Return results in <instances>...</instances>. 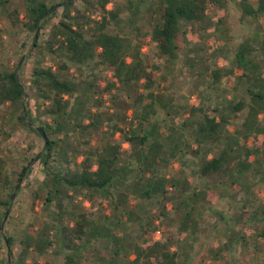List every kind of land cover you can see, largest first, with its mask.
Masks as SVG:
<instances>
[{
	"label": "trees",
	"instance_id": "16d2710c",
	"mask_svg": "<svg viewBox=\"0 0 264 264\" xmlns=\"http://www.w3.org/2000/svg\"><path fill=\"white\" fill-rule=\"evenodd\" d=\"M12 1L14 0H0V44L6 34V29L1 25V18L4 10L8 9L7 5ZM63 1L26 0V8L23 14L18 8H14L7 12V16L11 18L13 26L16 25L17 21L24 18L25 27L29 31H35L37 37L40 34L39 31L43 29L52 15L47 14V12L54 5ZM76 1L71 0L57 8L62 13V18L55 23L51 31L49 42L52 44L50 46L52 51L55 52L56 47L61 48L66 52L71 64L77 67L93 62L111 66L114 77L122 84L130 87L129 97L136 100L138 104L148 100V103L144 105L146 107L150 102L153 104L156 100H162L163 94L156 90V86L159 88V84H156L159 78L157 77L159 67L156 65L150 69L145 65L141 52L142 41L134 43L127 34L108 30V26L113 20L121 19L123 8L114 0H95L102 16L100 19H94L90 15L84 16L86 20H83L84 17H82L84 23L91 25L90 30H85L83 25H75L77 17L73 14V7ZM230 1L237 3L244 18L264 14V0H258L257 6L253 5L250 0H161L163 5L162 21L150 31L161 54L166 56L170 62L179 60L181 52L187 48V40L185 39L187 32L182 30L184 20L199 23L211 18L213 13L218 12L216 28L221 35L227 36L231 27L227 24L228 15L224 11ZM111 2L114 5L109 9L107 6ZM132 5L133 2L131 1L128 6L129 9L135 15L138 14L139 11L134 9ZM132 22L131 24H133ZM39 27L40 30L38 31ZM136 27L139 28V26H135V29ZM137 30L143 35L140 29ZM33 45L38 46L36 39ZM248 51L250 50L240 48L236 54L235 63L236 68L243 70L240 77H248L247 93L250 96V101L241 100L233 108L237 112L247 108V115L241 124L242 134L246 142L251 139L254 145L252 149L246 147V158L252 153L258 155L264 152V125H261L262 119L264 120V70L261 69L260 62L254 59ZM128 58L131 60L129 61ZM19 61L15 68H12L0 60V106L8 102L19 104L23 108L26 101L28 109L20 116L25 121V116L29 118L31 112L39 115L41 107L37 106L35 109L24 83L20 81ZM191 66L194 67L193 64ZM66 67H69V64L66 63ZM233 71L234 69L231 70V72ZM32 73L34 74L33 81L39 92L46 100L50 101L51 108L49 111L55 116L53 129L56 132H63L64 127L72 126L69 125L70 121L66 122V119L70 112L71 98L80 91L82 82L77 81L74 76L72 78L62 74L59 70L54 69L53 65L40 64V66H34ZM227 73L226 70L219 68L212 71L213 82L217 84ZM109 86H115V81L110 82ZM141 87H145L146 90L142 91ZM260 114L263 115L261 119L259 118ZM88 125L82 123V125L75 126L86 128ZM218 126L219 123L215 118L205 116V122L201 121L199 124V133L200 135L203 133L213 135ZM40 127L47 134V129H50L52 124L48 122ZM71 130L73 132V129ZM133 130V128L128 130V133H133ZM36 132L40 135L37 128ZM125 137L128 141L139 145L134 149L138 157L136 167L132 166L131 161L120 164L121 156L117 152V154L108 155V151L105 153V151H99L98 148H95V150H84L82 168L78 165V167L68 169L66 172H62L58 169L59 167L50 163L51 160L57 163L59 159L54 157L55 153L64 150L59 138L58 140L49 138L48 145L37 161L38 164L43 159L46 176L39 181L38 187L34 190L32 209L35 210L38 205L40 210L47 211L50 216L43 220V223L37 228L34 221L30 222L23 234L19 236L21 245L19 258L10 261L8 256L4 257L0 253V264H28L27 257L32 253L39 256L51 254L54 263L49 262L48 264H60V262L61 264H89L87 260L85 261V258L88 257V250L91 254H96V262L99 264H191V254L196 243L192 240L185 242L186 246L182 247V242L159 239L152 244H147V239H145L142 241V245L136 243L135 247L132 248L130 241L125 240L126 234L113 231V229L121 231L124 227L123 220H130L135 216L133 209L127 207L128 203L132 206L129 193L115 192L119 182L124 179V183H128L129 176L132 173L136 174L139 182H143V180L148 182L149 188L140 192V195L144 197H150L153 194H165L167 185L172 182L160 174L159 165L164 159L162 158L163 160L160 162L158 160L160 159L158 158L159 151L155 150L157 141L148 143L149 134L147 133L140 134L137 137L138 140L135 141L133 139L136 136L130 137L127 134ZM72 139L75 141V138ZM74 143L77 145L75 148L80 144L77 141ZM84 143L86 144L87 141ZM108 145H104V150L108 149ZM143 145L148 147V151L142 148ZM116 146L119 147L118 144ZM236 156L229 149L223 150L204 162L199 168V174L209 176L225 173L229 175L230 179H233V165ZM242 161V166L237 172L239 175H243L248 168L243 159ZM30 162L25 164L20 171L15 172L12 161L0 155V249L1 245L6 243L10 250V257L13 256L17 236H5L3 220L23 172L27 170L29 175L34 168V166L31 169L27 168ZM128 184L132 185V183ZM172 185L174 186L175 183L172 182ZM215 190L207 188L193 191L189 198L187 212L184 215L185 231L187 228H192L193 233L197 234L200 223L197 216L207 213V210L214 212V215H218L219 218L210 224L212 229H217L221 224L228 227V230L224 231L226 236L224 242H219L218 246H209V255L212 261L218 263L223 261L229 264L233 262L232 255L239 246L242 245L245 249L249 248L246 241L247 232L244 229L253 223L256 225V242H253L255 248L251 255L258 258L259 250L264 248V207H258L253 212L250 210L236 212L230 216L224 209L211 206L213 198L219 194ZM78 193L84 195L96 209L101 207L104 201L109 202L114 207V213L108 215L101 212L97 217H94V213H92L94 211L77 212L74 203ZM53 206L55 209H52ZM241 239H243L242 242H240ZM132 254L135 255L134 258H131ZM251 264L255 263L252 262Z\"/></svg>",
	"mask_w": 264,
	"mask_h": 264
},
{
	"label": "rangeland",
	"instance_id": "374dc122",
	"mask_svg": "<svg viewBox=\"0 0 264 264\" xmlns=\"http://www.w3.org/2000/svg\"><path fill=\"white\" fill-rule=\"evenodd\" d=\"M131 1L133 2L132 7L138 10L139 15L142 16L140 19L138 16V22L133 24H131L132 20L130 21V19H128L132 15V12H130L128 8ZM114 2L122 7L123 11L121 13V19L118 21L113 20L108 26V30L110 32L127 34L133 39L134 43H140L142 41V46L145 47V49L141 52L145 65L150 69L156 65L159 67L157 75L159 78L156 81V84H159V88L156 86V90H159L161 94H163V98L162 100H157L153 104H149L145 107L144 105L148 103V100H145L144 103L138 104L136 100L130 98L129 100L126 95H120L121 89H117V94L111 99L113 102L110 105L113 109V112L111 113L106 111L102 112L101 110L110 109L104 101L107 100V98H110L111 90H116L115 88L110 89L108 88V85H106V79L110 77L113 70L104 64L96 65L94 62L89 65L81 66L79 69H74L76 66L71 64V61L66 55L61 54V48L56 47L57 50L55 52L52 51L50 47L52 44L49 41L55 23L59 22L62 18V13L59 10L56 9L57 11L55 10L50 13L52 15L47 21V24L44 25L43 29L39 31L40 34L37 36V39L35 31H29L25 27L24 18L17 21L16 25L13 26L11 18L7 16V12L14 8H18L23 14L26 8V0H14L7 5L8 9L4 10L1 18V25L6 29V34L0 44V60H3L6 64L15 68L20 59V81L24 83L29 99L33 102L35 109H37V106L41 107L39 115L31 112L29 118L28 116H25V122L20 116L28 109L26 101L24 102L25 104H23V108L20 107L19 104L8 102L0 106V155L12 161V167L15 172L20 171L22 167L31 161V159H33L38 153L43 152L45 141L44 138L36 132V128L41 125H46L48 122L52 124V127L47 129L48 138L56 140L59 138L62 149L64 150L63 152L60 151L57 153L59 160L55 163V166L59 167L58 169L62 172H66L68 169L74 168L75 165L74 161L71 163H65L63 161V158L66 156L73 160L71 154L73 153V145L75 144V141L72 139L73 136L67 135L68 131H63V133L60 134V132H56V130L53 129L55 127V116L49 111V108H51L50 101L44 98L33 81V68L34 66H40V64L54 66L55 64L58 65L60 62L65 61L69 64V67L63 69L57 67L56 70H59L62 74L69 75L72 78L74 76L77 81H79L80 75L83 77L88 73L93 74L94 70L91 69V67L96 66L94 72L97 73L98 78L95 82L93 81V75L87 77L89 79L92 78L90 80L83 79L82 82L84 85L80 88V93L71 98L70 112L67 116L66 122H72L77 133L80 128L86 132L85 127H75V125H82V123H85L86 119L92 118L94 127L100 128L104 121H106L107 125H111L118 120H122L125 117L124 111L128 108H132V110H134L133 119H141V122H143V125H141L140 128H137L136 130L134 129L133 133H128L130 137L136 136L133 139L134 141L138 140L137 137L142 131L149 134L148 143L151 144L153 141L160 142L161 137L158 134V122L156 116L158 118L167 117L163 123L166 121L165 124L167 126H173L170 130L171 138L174 139L175 143L178 142V151L181 148L186 150V146L187 148H190L192 143H196L194 141L195 135L191 134L192 129L179 123L186 116L187 109L193 110L192 105L196 103V112L193 114L194 119H203L204 113H214L215 108H219V106L220 108H228L231 104V102H221L223 98L232 93V91L226 92L224 90V88L227 87V80H223L220 85H213L212 71L218 66L231 67L234 65L237 46L242 41H246V43L248 41L250 42L251 40H247V37L253 36L256 30L262 33V30H260L259 27L260 24L264 26V17L260 18L258 21L251 20V17L242 18V11L237 6V3L230 1L224 13L228 15L227 24L231 29L225 37H222L224 35H221L216 28L218 25V12L212 14L214 17L211 18L212 20H208L205 23V27L197 22L192 23L184 20V29H189V27H191V38L188 40L186 34L185 39L187 40V48L181 52L180 58L177 62H170L166 56L161 54L156 45V41L152 38V33L150 32L152 28L150 26L155 25L161 15V0H114ZM113 5V2H111L110 7H113ZM221 13H223V11H221ZM73 14L77 17L75 19V25L79 26V24H81L84 26L85 30H90L91 25L84 23L83 20H86L84 16L90 15L94 19H100L102 16L95 0H77L73 7ZM82 17H84L83 20ZM135 25H138L139 28L136 27L135 29ZM137 29H140L143 35H141ZM35 39L38 41V46L33 45ZM262 58L263 57L261 56H254V59L256 60H261ZM192 64L194 67L191 66ZM72 69L74 70L72 71ZM161 76H163V78H160ZM234 83L239 85L236 92L237 96H239L241 95L242 86H245L247 81L243 78H236ZM141 90L143 91L146 89L145 87H141ZM234 101H237V98L234 99ZM176 115H178L177 118ZM246 115L247 108L238 113L239 124H242ZM261 125H264V122ZM90 129L92 128H88V131ZM239 137L241 138L242 143H244L245 140L242 136L240 135ZM99 139H93V143L100 145L101 141H99ZM199 142L202 143L201 141ZM104 144H109L107 147L108 149L104 150L101 146L96 148H98L99 151H105V153L108 151V155H112L113 153H118L119 156L122 155L119 159L120 164L126 163L127 161L130 163L131 161L132 166H137V161L133 158L132 160L126 157L124 152L121 154L119 143L109 141V143ZM117 144L119 147L116 146ZM87 145H89V143L85 144V146ZM253 145V141L249 140V147L251 149L253 148ZM86 148L90 149V146ZM243 151L241 158L244 161H247L245 149H243ZM164 153L165 152H163V154ZM261 154L262 153L259 155ZM260 160V168L264 170V156L260 157ZM43 162V159H41L38 164L37 161L34 163V168L31 173H29V175L26 173L27 177L25 175L18 188L19 191H16L15 197L11 200V205L9 207L10 211L4 222L3 232L5 233V236H17L13 249V259L9 255L10 250L6 243H3L0 249L1 255L4 257L8 256L10 261H15L20 256L21 245L19 243V236L23 234L27 225L34 221L37 228L43 223V220L50 216L47 211L40 210L38 205L35 210L32 209L34 190L38 187L39 181L46 176V167ZM50 163L54 164L52 160ZM62 164L64 166L69 164V166L64 167ZM181 165L194 184L202 185L203 183L206 187L203 179L198 174L199 172H194V169L196 171L198 170V166H194L193 163H183ZM177 171L178 170L174 166L166 169V173L174 176V179L178 178V180L180 179L182 182L185 181L189 184L188 181L190 180L187 176H183L179 173L177 174V177H175ZM253 172H256V175ZM132 175L133 173L130 176ZM226 178L227 177L224 175L209 178L211 179L210 184L213 183L211 188L216 189L215 191L219 192V194L213 198L211 206L224 209L230 216L236 212L239 213L247 210L253 212L258 207H264V171L261 173L258 171L257 163L253 164V167L246 171V175L243 179L244 183L242 182L243 188H241V185L234 187L235 193L232 195L230 192L227 193L217 187L219 182ZM147 188H149L148 182L145 180L143 182L137 180L133 182L132 185L124 183V179L118 183L115 192L129 193V197L133 200L136 199L137 204L132 206H130L129 203L127 204L128 208L133 209L135 216L127 221L122 219L124 227L121 231L113 229L115 233L126 234L125 240L130 241L132 248L135 247L136 243L142 245L141 243L145 239H147V244H152L155 240L159 239L172 242H182V247L186 246L185 242H188V240L191 242L192 240L196 243L194 244L191 254V264H226V262L223 261H220L219 263L212 261L208 250L209 246H218L219 242H224L226 240L224 231L228 230V227L220 224L217 229H212L210 225L217 221L219 218L218 215H214V212L207 210V213L202 214L203 216H197L200 220L199 232L197 234L193 233L192 228H187V231H185L184 215L187 212V208L181 205L179 198L176 199L171 197L169 200H167V198L163 199L164 194L161 193L158 195L153 194L150 197L141 196L140 192ZM168 192L169 193H167L166 196L175 194L174 189H171ZM164 202H166V205H164ZM101 207L97 208L96 211H98V209L104 211ZM53 208L54 206L52 209ZM98 215L99 214H95L94 217H97ZM158 229L161 230L160 233L156 232ZM244 230L247 232L246 241L248 242L249 248L245 249L242 245L239 246L232 255L233 262L229 264H251L252 262L255 264H264V248L259 250V254L257 255L258 258L251 255L255 248L253 242H256V225L253 223L249 224ZM110 240H112V238H110ZM242 240L243 239H241L240 242H242ZM87 253L88 257L85 258L87 263L99 264L96 262V254H91L89 250ZM131 256L135 255L132 254ZM37 262L39 264H48L49 262L54 263V260L51 254H45L43 256H39L35 253L29 254L27 257V263L36 264Z\"/></svg>",
	"mask_w": 264,
	"mask_h": 264
},
{
	"label": "crops",
	"instance_id": "0c3cea01",
	"mask_svg": "<svg viewBox=\"0 0 264 264\" xmlns=\"http://www.w3.org/2000/svg\"><path fill=\"white\" fill-rule=\"evenodd\" d=\"M250 1L252 2L253 5L257 6L258 0H250ZM110 4L111 3H109L108 6H107V8H109V9L112 8V7H110ZM162 11H163V7L160 8L161 15H160L159 19L157 20L155 25H152L150 27L153 28L158 23H161V21H162V17H161L162 16ZM130 12H132V11L130 10ZM132 15H135V14L132 12ZM132 15L130 16V18H128V19H130V21L131 20L133 21V22L131 21L132 23H137L138 22V16H139V19H140V17L142 18V16H140L139 13L136 14L135 16H132ZM213 17L214 16H212L211 18H213ZM247 17H251V20H253V21H255V20L258 21V20H260V18L264 17V14H259L257 17H255V16H247ZM211 18H208L207 20H205L203 22H199V24H201L203 27H205V23L208 20H212ZM242 18H244V17L242 16ZM263 23H264V21H263ZM135 26H138V25H135ZM152 28H151V30H152ZM259 28H260V30H262V33H260L258 30H256L254 32L253 36L247 37L248 39L246 38L247 40H251L250 42L248 41L246 43V41H242L236 48L235 57H236V54H237V52H238V50L240 48H246V49L250 50L249 53L253 57L255 55L263 57L261 60H257V61L260 62L261 69L264 70V26H262L260 24ZM190 29H191V27H189V29H187V28L184 29L183 24H182V30H185L187 32L186 34H187L188 40L191 38ZM222 37H225V36H222ZM143 49H145V47L142 46V50ZM61 54L62 55H66V52L64 50H62ZM128 60L130 61L131 58H128ZM97 64H99V63H96V65ZM65 65H66V62L62 61L58 65L55 64L53 66V68L56 69L58 67L60 69H63V68H65ZM104 65H106V64H104ZM73 66H76V65H73ZM106 66L108 68L112 69L111 66H109V65H106ZM95 67L92 66L91 69H93L95 71ZM79 68H80L79 66L78 67L76 66V68H74V69H79ZM218 68L221 69V70H226L228 73L226 75H223V77L221 78V81L218 82L217 84L214 83L213 80H212V83H213V85H220V83H222L223 80H225V79L227 80V87L224 88V90L226 92H231L232 91V93H230L227 97L223 98L221 100V102L222 103L223 102L224 103L231 102V104L229 105L228 108H226V107H221L220 108V106H219V108H215V112L214 113H208V112L204 113V116H203L204 118L203 119H201V118L194 119V115L193 114L196 112V106H197L196 103H194L192 105L193 110L187 109L186 116L179 123L180 124H184L187 127H190V129H192L191 134L195 135L194 141L196 143L195 144L192 143L190 148H187V146H186V150L181 148L178 151V149H177L178 142L175 143L174 139L171 138L170 130H171V128L173 126H167L165 124L166 121L163 123V121L165 120V118L167 119V117L158 118L156 116V120L158 122V134L160 135L161 138H160V142H158L155 150L159 151V153H158V156H159L158 158H160V159H158L159 162H160V160L164 159L163 161L160 162L161 164L159 165L160 174L162 176H165L166 178H169L172 182L175 183L174 186L172 185V182H170L167 185V191L164 194L163 199L167 198V200H169V198H171V197H174L176 199L179 198V200L181 202V205L185 206L186 208L188 207L189 198L192 196L193 191L195 189L211 188V185H213V183L210 184L211 179H209V178H211L213 176L217 177L219 175L201 176L198 173L199 176H201V178L203 179V181H204V183H205V185L207 187L206 188L203 185V183H202V185H200V184H194V182H192L190 176L187 175V173L183 169V166L181 165L183 163H185V164L193 163L194 166L195 165L198 166V170L196 171L194 169V172H199V168L204 164V162H206L207 160L211 159L213 156L218 155L223 150H226V149L227 150L228 149L231 150L233 152V154L237 155L236 156V160H235L234 165H233L234 177H233V179H230L229 175H226L225 173H223L221 175H224L227 178L225 180L220 181L219 184L217 185L218 188H220L221 190H223V191H225L227 193L230 192L231 195L235 193L234 187H236L238 185H241V188H243L242 184L244 183L243 179H244V177L246 175V171L249 168H252L253 164L257 163L258 171H260V173L264 171V170H262L260 168V166H261L260 157L264 156V154L262 152L261 155H259L260 153L258 154L259 156L252 153L249 157H247V161H244V163L246 165H248V168L245 170L243 175H239L237 173L239 171V169H240V166H242L241 163L243 162L242 158H241L242 151H243V149H245V154H246V147H249V140L247 142L244 141V143H242L241 138L239 137L241 135L242 138H243L242 125L239 124V116H238L239 112L234 111L233 108H234V105L236 103H238L239 101H241V100L242 101L245 100V101L249 102L250 101V96L247 93V84L248 83L245 86H242V91L240 93L241 95L237 96L236 92H237V89L239 88V85L237 83L235 84L234 80L236 78H243L246 81H248V77H240L242 75V73H243V70L241 68H236L235 58H234V65L233 66H231V67L218 66L216 69H218ZM74 69H72V71ZM216 69H214V70H216ZM233 69H234V71L231 72V70H233ZM80 70H75V71H80ZM94 71H93V74L88 73L86 76H83V77H82V75H80L79 76L80 77L79 78L80 82H82L83 79H89L87 77L91 76V75L94 76L93 81L95 82V80L98 78V76H97V73L94 72ZM90 79H92V78H90ZM112 81H115V86L110 87L109 83L112 82ZM82 84L84 85L83 82H82ZM106 85H108V88H110V89L111 88H115L116 90L115 91L111 90L110 91V98H107V100L104 101V103L107 105V107L109 106L110 109L101 110V111L102 112L106 111V112H110L111 113V112H113L112 111L113 109L110 107V105L113 103L111 99L113 98V96H115V94H117V92H116L117 89H121L120 95H122V96L126 95L127 98L129 99L130 98L129 97L130 96V92H129L130 91L129 90L130 87L128 85H126V84H122L121 82H119L114 77L113 71H112V74H110V77H108L106 79ZM80 91L76 92L75 96L77 94H79ZM102 98H103V96H102ZM236 98H237V101H234V99H236ZM108 102H109V104H108ZM150 104H151V102H150ZM146 113H148V112H146ZM124 114H125V117L122 120H118L116 123L111 124V125H107L106 121H104L103 125L100 128L94 127L93 122H92L93 121L92 118L91 119H86L85 123H83V124L88 125V124L91 123L90 125L86 126V129H85L86 132H84L80 128L78 133H77L75 131V129H74L73 123L70 122L69 125H72V126L64 127V131H68L67 134H70V135L73 134V136H74L73 138H75V141H77L78 144L80 142V144L76 148H75V146H77V145H73L74 146V150L72 151L73 153H71L72 156H73V158H72L73 160L69 159V157L66 156V157L63 158V161L65 163H71L72 161H74V164H75L74 168L78 167V165H79L80 168H82V166H83L82 162L84 161V156H85L84 150H87L86 147L90 146V149H95L96 147L101 146V148H102V147H104V145H106L104 143H108L109 141L113 142V143H119L120 144V149H121V154L124 152L126 157H128L129 159L133 158L135 161H137L138 157H137V153L134 152V149H135L136 146L138 147L139 145L135 144L134 142L128 141L125 136H127L128 130H131L132 128L133 129L140 128V126L143 125V122H141V119L140 120H136V118L133 119L134 110H132V108L126 109L124 111ZM178 115H176V118L178 117ZM205 116L215 118V120L219 123V126L217 127L216 133L213 134V135L211 133H209V134L208 133H203L202 135H200V133H199V124H200L201 121L203 123L205 122ZM259 118L260 119L263 118V115L260 114ZM263 122L264 121L262 119V123ZM88 128H92V129H90L88 131ZM71 129H73V132H72ZM62 133L63 132H60V134H62ZM144 133L145 132L141 131L140 134L142 135ZM95 138H97V139L101 138V139H99V141H101L100 145L99 144L96 145L95 143H93V139H95ZM84 141H87L86 144L89 143V145L85 146V143L83 144ZM199 141H201L202 143H200ZM202 144H205V145H202ZM142 148L146 149L145 151H148V147L146 145H143ZM102 149H104V148H102ZM58 150H59V148H58ZM163 152H165V153L163 154ZM57 153H58V151H57ZM57 153H55V155H54L55 158H58L57 157ZM155 153H156V151H155ZM246 156H247V154H246ZM67 161H70V162H67ZM187 161H190V162H187ZM62 166H64V165L62 164ZM68 166H69V164H66V166H64V167H68ZM173 166L176 167V169L178 170L176 175H175V177H177V174H179V173H181L183 176L184 175L187 176L189 178V180L191 181V182L188 181L189 184L191 183L190 185L188 183H186L185 181L182 182L180 179L178 180V178L174 179V176H172L169 173H166V169H168L169 167H173ZM253 173L256 175V172H253ZM148 176H149V173H148ZM137 180H138V177L133 174L132 176H129V178L127 179V182L128 183H133V182H135ZM171 189H174L175 194L171 195V196H169V195L166 196L167 193H169L168 191L171 190ZM71 193H72V191H71ZM130 202H131L132 205H136L137 204V200L136 199L133 200L132 198H130ZM74 204H75V209H76L77 212H85V211L86 212H91V211H94V212H92V213H94V215L95 214H99L101 212H104V213H106L108 215H110L111 213H114V209H113L114 207L109 202H104L103 203L105 205H103L101 208L104 209V211H102L101 209H100L101 211L99 209H98V211H96L97 209L95 208L93 203H91L81 193H78L76 195ZM164 205H166V202H164ZM160 231L161 230L158 229L156 232L160 233ZM133 257H135V256H131V258H133ZM82 264H84V263H82Z\"/></svg>",
	"mask_w": 264,
	"mask_h": 264
},
{
	"label": "water",
	"instance_id": "95a60500",
	"mask_svg": "<svg viewBox=\"0 0 264 264\" xmlns=\"http://www.w3.org/2000/svg\"><path fill=\"white\" fill-rule=\"evenodd\" d=\"M70 1H71V0H64L62 3H58V4L54 5L52 8H50V10L47 12V14H50L51 12H53V11H55L57 8H59L61 5H65V4L69 3ZM39 30H40V27L38 28V31H39ZM36 39H37V37H36ZM37 130L39 131L40 135L44 138V141H45L44 149H45L46 146H47L48 143H49V138H48L46 132H45L40 126L37 127ZM41 154H42V152L38 153V154H37V155L31 160V162L28 164V167H27L28 169L31 168V167L34 165V163H35L36 161H38V159L40 158ZM26 173H27V170H25V171L23 172V174H22V176H21V178H20V181H19V183L17 184L16 189L14 190V193H13V196H12V200H13V198L15 197V195H16V191H17L18 188L20 187V185H21V183H22V181H23V179H24ZM9 211H10V209L8 208L7 211H6L5 218H4V220H3V224H4L5 220H6V217H7V214L9 213Z\"/></svg>",
	"mask_w": 264,
	"mask_h": 264
}]
</instances>
